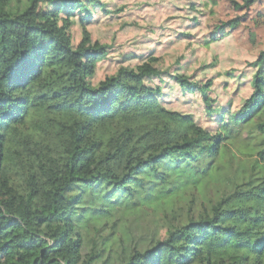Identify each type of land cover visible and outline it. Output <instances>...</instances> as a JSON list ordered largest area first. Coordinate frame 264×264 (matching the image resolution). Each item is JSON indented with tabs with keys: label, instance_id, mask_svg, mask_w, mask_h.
Returning a JSON list of instances; mask_svg holds the SVG:
<instances>
[{
	"label": "trees",
	"instance_id": "1",
	"mask_svg": "<svg viewBox=\"0 0 264 264\" xmlns=\"http://www.w3.org/2000/svg\"><path fill=\"white\" fill-rule=\"evenodd\" d=\"M92 6L0 0V264H264V50L236 111L153 53L95 83Z\"/></svg>",
	"mask_w": 264,
	"mask_h": 264
},
{
	"label": "rangeland",
	"instance_id": "2",
	"mask_svg": "<svg viewBox=\"0 0 264 264\" xmlns=\"http://www.w3.org/2000/svg\"><path fill=\"white\" fill-rule=\"evenodd\" d=\"M102 4L91 7L94 14L85 24L79 21L80 14L72 17L75 44L87 28L93 42L109 46V55L97 63L93 82L153 53L171 73L203 83L213 80L210 96L216 105L230 102L236 111L252 92L251 63L264 50V0H102ZM129 54L141 57L128 59ZM165 78L162 100L169 107L194 113L204 127H217L199 92L183 94L178 83Z\"/></svg>",
	"mask_w": 264,
	"mask_h": 264
}]
</instances>
